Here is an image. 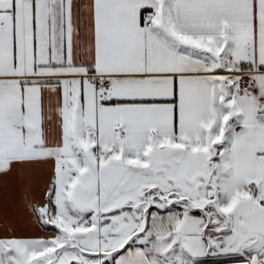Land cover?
Instances as JSON below:
<instances>
[{
	"label": "snow or ice",
	"instance_id": "snow-or-ice-1",
	"mask_svg": "<svg viewBox=\"0 0 264 264\" xmlns=\"http://www.w3.org/2000/svg\"><path fill=\"white\" fill-rule=\"evenodd\" d=\"M0 264H264V0H0Z\"/></svg>",
	"mask_w": 264,
	"mask_h": 264
}]
</instances>
